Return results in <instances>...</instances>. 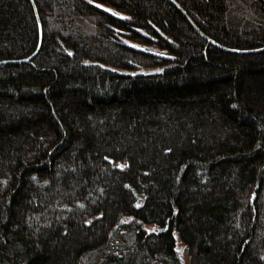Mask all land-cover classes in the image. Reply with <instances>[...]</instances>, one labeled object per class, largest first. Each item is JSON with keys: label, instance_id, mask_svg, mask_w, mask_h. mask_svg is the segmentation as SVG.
I'll list each match as a JSON object with an SVG mask.
<instances>
[{"label": "trees", "instance_id": "16d2710c", "mask_svg": "<svg viewBox=\"0 0 264 264\" xmlns=\"http://www.w3.org/2000/svg\"><path fill=\"white\" fill-rule=\"evenodd\" d=\"M175 1L0 0V264H264V0Z\"/></svg>", "mask_w": 264, "mask_h": 264}, {"label": "water", "instance_id": "95a60500", "mask_svg": "<svg viewBox=\"0 0 264 264\" xmlns=\"http://www.w3.org/2000/svg\"><path fill=\"white\" fill-rule=\"evenodd\" d=\"M171 1H173L174 3H176L177 4V2L175 1V0H171ZM189 18V17H188ZM191 20V19H190ZM192 22V21H191ZM192 24H193V26L195 27V29L197 30V31H199V29L197 28V26L192 22ZM200 32V31H199ZM150 71H152V70H150V69H143V72H150ZM177 249L180 251V252H182L183 251V249H184V245H179L178 247H177Z\"/></svg>", "mask_w": 264, "mask_h": 264}, {"label": "rangeland", "instance_id": "374dc122", "mask_svg": "<svg viewBox=\"0 0 264 264\" xmlns=\"http://www.w3.org/2000/svg\"><path fill=\"white\" fill-rule=\"evenodd\" d=\"M104 7H106L107 9H112V8H110V7H107V6H104ZM112 10H113V9H112ZM112 12H114V13H121V12H117V11H115V10H113ZM132 44H134V45H139V44H137V43H132ZM125 219H126V218H123L122 222L126 221ZM182 252H183V251H182ZM183 257H184L185 260L188 261V256H187V254H186V251L184 252Z\"/></svg>", "mask_w": 264, "mask_h": 264}, {"label": "snow or ice", "instance_id": "6c2138e0", "mask_svg": "<svg viewBox=\"0 0 264 264\" xmlns=\"http://www.w3.org/2000/svg\"><path fill=\"white\" fill-rule=\"evenodd\" d=\"M101 7H104V5H101ZM108 11H113L112 9H108ZM116 15L118 16H122V13H116ZM129 43H132L131 41H129ZM136 47H142V45H135ZM121 167H123V165H121ZM154 230V229H153Z\"/></svg>", "mask_w": 264, "mask_h": 264}]
</instances>
